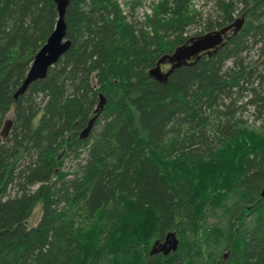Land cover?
<instances>
[{
	"label": "trees",
	"instance_id": "1",
	"mask_svg": "<svg viewBox=\"0 0 264 264\" xmlns=\"http://www.w3.org/2000/svg\"><path fill=\"white\" fill-rule=\"evenodd\" d=\"M144 1L69 0L70 48L15 99L58 8L0 0V264H264V0ZM240 18L216 53L149 75Z\"/></svg>",
	"mask_w": 264,
	"mask_h": 264
},
{
	"label": "water",
	"instance_id": "2",
	"mask_svg": "<svg viewBox=\"0 0 264 264\" xmlns=\"http://www.w3.org/2000/svg\"><path fill=\"white\" fill-rule=\"evenodd\" d=\"M58 8V21L53 33L48 37L45 44L35 55L31 68L24 80L22 86L15 94V99L27 92L29 86L46 78L49 69L54 66L71 46L70 40L67 38V24L65 14L69 4V0H56ZM244 23V19L240 18L228 27L213 32L205 33L200 36L190 38L185 44L178 46L171 54L162 56L156 63V66L149 71V75L160 82H166L169 76L182 66L189 65L191 59L198 60L202 52L214 50L218 51L223 46L227 33L234 30L237 33ZM170 64L168 71L164 72L162 65ZM105 98L101 96L98 110H102L105 105ZM98 115L95 116L88 126L80 134L81 139L87 138L94 126ZM13 122L7 117L4 126L0 132V138L5 141L10 134ZM264 198V190L261 193ZM179 248V240L175 233H169L164 242L157 241L151 254L163 252L164 255L175 253ZM228 254H226L227 257ZM182 264V263H178Z\"/></svg>",
	"mask_w": 264,
	"mask_h": 264
},
{
	"label": "rangeland",
	"instance_id": "3",
	"mask_svg": "<svg viewBox=\"0 0 264 264\" xmlns=\"http://www.w3.org/2000/svg\"><path fill=\"white\" fill-rule=\"evenodd\" d=\"M120 1H121V3H122L123 8L127 11L128 5L125 3V1H127V2H131L132 0H120ZM206 2H207V0H195V1H194L195 8H196L197 10H199V11H202V10H203L204 14L211 13L212 10H213V9H212V3H207V5H206ZM140 6H141V7H139V8L137 9V15L142 16V15L145 14V13L149 14V13L151 12V10H150V0H145V1L143 2V4L140 5ZM203 6H204V8H203ZM194 27H195V26H192V27H191L192 31H193ZM263 60H264V59H263ZM167 67H168V66H166L165 69H167ZM11 114H12V112H11ZM11 114H9L8 117L11 118V117H12ZM71 164H72V163H70V161H67V162L65 163V166L68 167V166H70ZM41 216H42V207H41V206H38V207L34 210V212H33L32 216H31V218L28 220V223H27L28 227H29V228H32V227L37 226L38 223H39V221H40V219H41ZM226 254H228V253H226Z\"/></svg>",
	"mask_w": 264,
	"mask_h": 264
},
{
	"label": "flooded vegetation",
	"instance_id": "4",
	"mask_svg": "<svg viewBox=\"0 0 264 264\" xmlns=\"http://www.w3.org/2000/svg\"><path fill=\"white\" fill-rule=\"evenodd\" d=\"M228 34H229V33H228ZM228 34H227L226 37H228ZM225 40H226V38H225ZM216 52H217V51L210 50V51L202 52L201 54H202V57H203V56H205V55H212V54H214V53H216ZM194 60H195V59H191L189 62H193ZM166 66H168L167 69H165ZM170 67H171L170 64L162 65V69H163L164 72L168 71Z\"/></svg>",
	"mask_w": 264,
	"mask_h": 264
}]
</instances>
